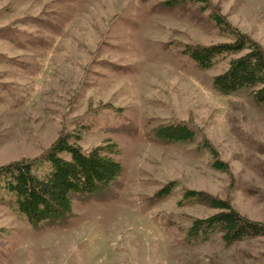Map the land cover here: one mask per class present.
Instances as JSON below:
<instances>
[{"label":"rangeland","instance_id":"rangeland-1","mask_svg":"<svg viewBox=\"0 0 264 264\" xmlns=\"http://www.w3.org/2000/svg\"><path fill=\"white\" fill-rule=\"evenodd\" d=\"M234 30L264 53V0H0V165L75 133L83 151L115 143L122 166L109 187L73 196L68 216L33 227L0 190V264H264V234L226 245L187 231L218 210L192 191L264 229V105L212 86L239 54L200 69L183 52ZM175 123L193 140L154 135Z\"/></svg>","mask_w":264,"mask_h":264},{"label":"trees","instance_id":"trees-1","mask_svg":"<svg viewBox=\"0 0 264 264\" xmlns=\"http://www.w3.org/2000/svg\"><path fill=\"white\" fill-rule=\"evenodd\" d=\"M217 26L227 22L213 16ZM232 41L212 43L206 46L188 45L184 53L195 65L206 69L225 55L229 58L224 71L212 78V86L223 95L248 90L254 104L264 105V53L246 34L234 30ZM241 51H243L241 53ZM241 53V54H240ZM154 135L166 142H190L193 130L187 125L175 123L155 129ZM79 135H58L40 158L14 160L0 165V190L11 200L17 211L33 227L62 219L71 211L72 197L80 198L109 187L120 174L122 166L115 159L118 148L105 140L102 144L83 151L78 145ZM213 168L224 171L226 165L217 161ZM167 188L155 195L167 194ZM199 198L217 212L206 218L193 219L188 227L189 239H203L219 232L224 244L249 236L264 234L260 224L236 212L228 201L208 199L199 192H185L183 196ZM204 196V197H202Z\"/></svg>","mask_w":264,"mask_h":264}]
</instances>
